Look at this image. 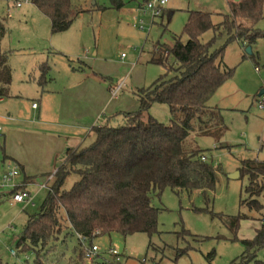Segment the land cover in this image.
Wrapping results in <instances>:
<instances>
[{
    "label": "rangeland",
    "instance_id": "374dc122",
    "mask_svg": "<svg viewBox=\"0 0 264 264\" xmlns=\"http://www.w3.org/2000/svg\"><path fill=\"white\" fill-rule=\"evenodd\" d=\"M24 1L28 0H0V18L7 21L1 48L8 52L12 70L9 96L0 102V186H3L0 194V264H37L36 255H39V261L52 264H139L143 258L144 264H230L233 260V264H237L244 251L240 240L253 238L264 218L263 196L258 198L259 211L241 204V200L247 198L244 192L247 175L230 178L235 171L240 175L238 168L243 159L264 160V148L259 147L260 141L264 144V109L257 107L256 99L258 91L264 89L261 76L264 70V16L254 25L259 36L254 44L248 45L243 39L230 41L223 52L224 65L235 67L234 72H239L243 62L258 67L254 73L259 76L250 75V94L244 96L242 89L230 90L224 85L209 100V104L216 102L217 106L223 107L224 130L213 129L207 135L191 133L183 144L185 149H201L204 159L217 170L218 181L208 210L245 216L240 219L236 233L211 217L209 212L195 210L205 208L200 191L191 194L182 191L176 195L165 188L160 200L155 198L153 201L161 210L158 231L150 239L145 233L127 237L116 232L101 235L92 241L98 251L88 261L83 253L90 245L88 242L82 244L70 228L64 229L44 250L21 251L14 242L28 218L38 213L47 192L43 185L53 181V178L48 179L49 175L41 174L44 160L51 153L53 160L49 169L53 174L66 154L61 149H58L61 153L52 152L55 144L51 141L59 138L50 139V133L72 134L71 138L65 137L66 146L78 143L86 146L95 138L93 132L87 134L91 126L103 124L108 118L113 126L123 125V115L110 116L136 111L135 91L150 85L165 71L162 66L149 62L154 45L157 42L172 45L173 36L182 32L189 10L210 12L213 23L219 25L223 14L229 11V0H168L164 8L173 10L170 20L159 16L164 8L156 15L143 9L144 0H121L123 4L119 8L110 0H71L72 23L65 31L54 33L50 30L48 17L29 1ZM17 3L21 6L17 7ZM213 36V31L208 30L201 35V41L207 42ZM228 37L227 31L220 29L212 49L224 45ZM181 39L185 42L187 36L182 35ZM248 46L255 61L243 59ZM44 61L49 64V71L47 83L41 89L31 78H38L37 66ZM74 69L79 72L73 73ZM87 75L91 77L89 80ZM93 80L102 82L109 96L120 102V107L110 116L106 112L101 114L93 125H83L87 128L81 137L82 129L75 128L76 123H67L64 116L58 120V102L63 89L78 91L80 86L77 84L83 81L89 89ZM236 81V84L231 82L242 86L243 80ZM32 99L48 120L36 121L37 110L30 106ZM78 104L91 106L87 98L78 99ZM149 113L159 121L169 123L167 105L155 103ZM11 157L23 158L28 173L33 175L30 177L34 181L28 187L20 183L24 174L18 166V175L7 183L2 182V174L16 166ZM78 178V174H70L63 189H69ZM26 188L30 192L29 203L14 202L11 193L8 194L10 190L19 192ZM234 237L238 240H233ZM110 247L119 251V260L108 251ZM11 248L17 250V256L10 254ZM26 248L31 247L27 245ZM80 250H83L81 256ZM179 251L184 253L178 256ZM208 256L212 257L209 259ZM256 259L264 260V248L257 252Z\"/></svg>",
    "mask_w": 264,
    "mask_h": 264
},
{
    "label": "trees",
    "instance_id": "16d2710c",
    "mask_svg": "<svg viewBox=\"0 0 264 264\" xmlns=\"http://www.w3.org/2000/svg\"><path fill=\"white\" fill-rule=\"evenodd\" d=\"M28 1L48 17L52 33L65 31L73 21L71 0ZM110 1L116 8L123 4L121 0ZM228 7L219 25L213 23L210 12L189 10L182 32L173 36L174 43L154 45L149 62L162 66L165 71L150 85L135 91L136 111L110 116L123 115V125L113 126L108 118L103 124L91 127L95 138L89 145L67 149L63 162L51 177L52 183L46 186L38 213L28 218L21 235L15 238L19 250H44L66 228L80 241L83 237L90 247L95 238L112 232L122 237L145 233L150 239L158 231L161 210L153 201L160 200L165 188L176 195L182 191L188 194L200 191L205 208L195 210L209 212L236 233L240 219L245 216L208 210L218 181L214 165L202 158L201 149L183 147L191 133L207 135L213 129L224 130L221 109L209 104L217 89L234 74L235 67L223 63L224 48L227 42L240 39L248 45L254 44L259 37L254 25L264 16V0H229ZM172 15L173 10L164 8L159 16L170 20ZM220 29L226 30L229 37L224 45L212 49ZM208 30L214 36L202 42L201 35ZM5 32L4 20L0 19V97L9 96L12 80L8 52L1 48ZM182 35L187 36L185 42ZM251 54H244L243 59L255 61ZM37 69L36 81L42 89L48 80L49 64L44 61ZM155 103L168 106L169 123L149 113ZM238 169L239 177L245 174L248 181L244 189L247 198L241 204L261 210V204L257 203L259 197H264V160L243 159ZM72 173L79 178L65 190L64 182ZM10 193L15 192L10 190ZM240 242L244 251L237 264H251V261L264 264V260L256 259L257 252L264 248V218L253 238ZM27 245L31 248L25 249ZM82 252L79 251L80 256ZM37 257V264H52L41 262ZM233 263L234 260L230 264Z\"/></svg>",
    "mask_w": 264,
    "mask_h": 264
},
{
    "label": "crops",
    "instance_id": "0c3cea01",
    "mask_svg": "<svg viewBox=\"0 0 264 264\" xmlns=\"http://www.w3.org/2000/svg\"><path fill=\"white\" fill-rule=\"evenodd\" d=\"M24 2L26 3L28 1H24ZM20 6H21V3L17 7H20ZM0 19H3V18H0ZM6 22L7 21L4 20V25H5ZM5 29H6V27H5ZM5 34H6V32H5ZM243 63L241 64L243 66H242V68H240L239 72L238 73L234 72L235 74H233L231 79L228 80L227 82L223 83L217 89V91L219 89L223 88L224 85H227L226 87L229 86L230 90L231 89H235V88L242 89V91L244 93L243 94L244 96H248V94H250V92H249V89H250V75H253V76L255 75V77H256L258 74L256 73L257 74L256 75L254 72L258 71L259 69H258L257 66H252L251 64H243ZM241 65L238 66V67H241ZM75 72H79V71H76L74 69L73 73H75ZM261 76H262V78H264V70L261 71ZM87 77H88L87 80H89L91 78L88 75H87ZM31 79L33 80V82H35V80L37 78L35 76H33V78H31ZM236 80H240V81L243 80L242 86L234 85V83L236 84V82H237ZM231 81H233L234 83L231 82ZM230 82H231V84H230ZM77 85L80 86V89L78 91H75L76 89L70 88V89H63V92L60 93L61 99L58 102L59 108H58V112H57V117H58V120H60L64 116V117H66L64 119H65V121H67V123H71V124H75L76 123L75 124V128L82 129L80 131V133L82 134L83 130H85L87 128L86 126L82 127L83 125H93V124H95L99 120L101 114H105V112L108 114V116H110L111 113L113 112V110H115V109L120 107V102H116L115 101V97H112L111 95L109 96V93H108L109 91L107 92V90L105 89L104 84L102 82L98 83L95 80L91 81L89 86H88L89 89H87L85 87V81H83L82 83H78ZM261 91L263 93L264 89H261L260 91H258L257 96H256L257 100L259 99V95H260L259 93ZM216 92H215V94H216ZM2 98L3 97H0V102H1ZM85 98L89 99V102H91V106L89 108L85 107V106H81V105L78 104V99H85ZM112 98H114V99H112ZM33 102H35L36 104H37V102L32 99L31 105H30L31 109L37 110V120L36 121L37 122H40V121L44 122V120H48V119H46V117L42 116V112H41L38 104H37L36 107H32V103ZM75 102H77V104ZM210 105L211 106H217V103L216 102H212V103H210ZM217 107H219L221 109V111L223 110L222 106H217ZM91 108H93L92 112H91ZM234 108L235 107H233V109ZM60 109H62V110L60 111ZM76 119H80V120H78V121H70V120H76ZM91 127L87 131L88 132L87 134L91 133L90 132ZM80 133L78 135H80ZM50 134H51V136H49L50 139H53V137L54 138H57V137L59 138V139L51 141L53 144H55V147L52 148V150H53L52 152H54V153L55 152L61 153V151H65L66 152L68 148H75V147L81 145L80 143H78V144H72L71 146H66L67 139H65V137L71 138L72 134H67L68 136L67 135L66 136L65 135H60V134H57V133H55V134L54 133H50ZM82 136H83V134L81 135V137ZM262 136L264 138V134ZM262 144L263 143L260 141V145H261V146H259L260 149L262 147L264 148V144L263 145ZM58 149H61V151H59ZM50 156H51V153H49L47 159L44 160V164L45 165H44V167L42 169L43 171H42L41 174H49L50 173L49 167L51 166L52 160H53L52 157L50 159ZM11 159L14 161L16 167L18 166L20 168V170L24 174V178L22 179V181L20 183H25V184H27V187H28V185L30 183H32L34 181V179L32 177H30V176H33V175L28 173V170H27V167H26V165H25V163L23 161V158L11 157ZM63 160H62V162H63ZM30 179H31V181H29ZM26 190H27V188H26ZM27 191H29V190H27Z\"/></svg>",
    "mask_w": 264,
    "mask_h": 264
},
{
    "label": "built area",
    "instance_id": "2783aa9c",
    "mask_svg": "<svg viewBox=\"0 0 264 264\" xmlns=\"http://www.w3.org/2000/svg\"><path fill=\"white\" fill-rule=\"evenodd\" d=\"M168 0H144V5H143V9L150 11L153 13V15H156L157 11L161 8H164L167 4ZM17 5L19 6L20 3H17ZM123 56V54H122ZM37 104L35 102L32 103V107H36ZM257 107L259 109H264V92L261 93L259 95V99H258V103H257ZM204 159V157H202ZM18 175V171H17V167L15 166V168L11 171L5 172L2 174V182L7 183L10 180H12L13 178H15ZM53 176V174L48 176V179H50ZM47 183V182H46ZM45 183V185L43 186H47V184ZM2 188L3 186H0V194L2 193ZM11 199L14 202H18V203H29L30 202V192L27 190L24 191H19V192H15L14 194L10 195ZM81 242L82 244H84V238L81 237ZM98 251V247L97 245L93 244L91 247L89 246L85 252H84V256L85 259L90 261L91 258L97 253ZM108 251L115 256L116 260H119V251L114 248V247H110L108 249ZM10 254L12 256H17V250L16 249H10L9 250ZM143 262H145V258H143L139 264H144ZM24 264V263H22Z\"/></svg>",
    "mask_w": 264,
    "mask_h": 264
},
{
    "label": "water",
    "instance_id": "95a60500",
    "mask_svg": "<svg viewBox=\"0 0 264 264\" xmlns=\"http://www.w3.org/2000/svg\"><path fill=\"white\" fill-rule=\"evenodd\" d=\"M246 53L247 54H251L252 53V51H251V47L250 46H248L247 48H246ZM262 93V91L259 93V94H261ZM239 176V172L238 171H235V172H233L232 174H230V178H237Z\"/></svg>",
    "mask_w": 264,
    "mask_h": 264
}]
</instances>
